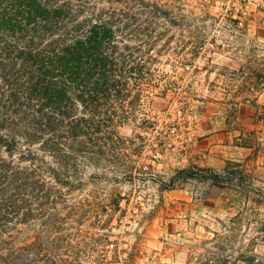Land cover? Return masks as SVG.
I'll use <instances>...</instances> for the list:
<instances>
[{
    "label": "rangeland",
    "instance_id": "1",
    "mask_svg": "<svg viewBox=\"0 0 264 264\" xmlns=\"http://www.w3.org/2000/svg\"><path fill=\"white\" fill-rule=\"evenodd\" d=\"M204 1L180 0L187 27L169 32L158 64L172 86L134 110L140 128L121 129L123 161L82 168V187L66 192L61 243L39 222L17 243L39 235L47 257L56 246L71 255L64 264H264V0ZM227 163L239 183L163 188L179 171L222 175Z\"/></svg>",
    "mask_w": 264,
    "mask_h": 264
},
{
    "label": "trees",
    "instance_id": "2",
    "mask_svg": "<svg viewBox=\"0 0 264 264\" xmlns=\"http://www.w3.org/2000/svg\"><path fill=\"white\" fill-rule=\"evenodd\" d=\"M182 13L180 0H0V264L71 259L59 246L47 257L39 235L17 243L20 230L39 222L61 243L58 206L82 168L123 161L121 129L140 128L134 110L172 86L158 64L169 32L187 27ZM238 167L182 170L163 188L239 183Z\"/></svg>",
    "mask_w": 264,
    "mask_h": 264
}]
</instances>
